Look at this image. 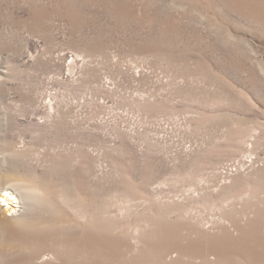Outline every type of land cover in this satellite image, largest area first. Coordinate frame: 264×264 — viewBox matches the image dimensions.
I'll return each instance as SVG.
<instances>
[{
    "label": "rangeland",
    "instance_id": "374dc122",
    "mask_svg": "<svg viewBox=\"0 0 264 264\" xmlns=\"http://www.w3.org/2000/svg\"><path fill=\"white\" fill-rule=\"evenodd\" d=\"M0 264H264V0H0Z\"/></svg>",
    "mask_w": 264,
    "mask_h": 264
},
{
    "label": "bare ground",
    "instance_id": "6f19581e",
    "mask_svg": "<svg viewBox=\"0 0 264 264\" xmlns=\"http://www.w3.org/2000/svg\"><path fill=\"white\" fill-rule=\"evenodd\" d=\"M5 201H8L9 199L7 197H5L4 199ZM5 206V207H4ZM3 212L6 213V212H18L19 210L17 209L19 206H17V208H10V206L7 204V205H3ZM20 208H22V206L20 205Z\"/></svg>",
    "mask_w": 264,
    "mask_h": 264
}]
</instances>
